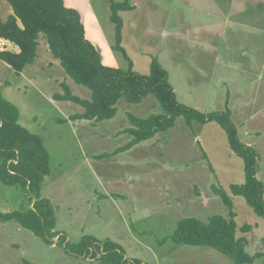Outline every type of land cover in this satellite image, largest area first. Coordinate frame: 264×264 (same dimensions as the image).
Here are the masks:
<instances>
[{
  "label": "rangeland",
  "instance_id": "obj_1",
  "mask_svg": "<svg viewBox=\"0 0 264 264\" xmlns=\"http://www.w3.org/2000/svg\"><path fill=\"white\" fill-rule=\"evenodd\" d=\"M112 1L132 6L118 11L121 46L129 60L114 48ZM64 2L80 12L86 38L104 64L126 69L131 61L133 70L148 74L155 58L168 72L179 102L202 112L229 110L241 140L256 151V176L264 183V0ZM11 13L9 3L0 0V17ZM2 49L17 47L0 39ZM62 83L72 94L90 99L91 91L74 82L52 56L43 34L34 61L20 74L0 61V97L18 108L19 123L41 137L49 154L41 194L53 206L55 230L66 241L77 243L86 235L111 241L146 264H234L215 249L177 244L169 237L177 219L229 218L231 209L214 192L219 188L232 199L245 251L264 253V219L230 192L231 184L245 180L243 162L217 123L187 122L180 116L168 130L121 150L131 140L124 131L132 126L129 115L163 112L155 98L147 95L140 103L119 99L110 119H74L71 115L83 108L54 99L64 92ZM26 197L0 182V212L32 206ZM244 225L250 230L241 231ZM59 235L46 245L15 220L0 222V264H103L98 256L68 253ZM125 262L134 264L129 258ZM245 264H264V254Z\"/></svg>",
  "mask_w": 264,
  "mask_h": 264
},
{
  "label": "trees",
  "instance_id": "obj_2",
  "mask_svg": "<svg viewBox=\"0 0 264 264\" xmlns=\"http://www.w3.org/2000/svg\"><path fill=\"white\" fill-rule=\"evenodd\" d=\"M6 1L12 13L5 20L0 17V39L12 43L17 50H0V61L20 74L26 65L34 61L38 38L43 34L52 56L60 62L65 73L91 91L90 99L80 98L62 83L64 92L54 95L56 100L71 101L83 108L82 112L71 115L74 119L96 122L110 119L116 114L119 99L140 103L147 95H152L163 112L146 118L129 115L132 126L124 131L131 135V140L121 150L168 130L180 116L187 122L217 123L224 130L231 151L243 162L245 180L240 184H231L230 192L243 197L252 210L264 219V183L256 176L257 154L253 146L241 140L229 110L202 112L179 102L169 82L168 72L155 58L150 62L148 74L133 70L131 61L126 69L104 64L96 47L85 36L80 12L67 6L64 0ZM131 7L126 1L110 3V20L115 24L114 48L128 60L126 50L121 46L123 22L118 11ZM49 172V154L41 137L23 127L19 123L18 108L0 97V182L22 190L28 203L32 204L24 210L0 212V222L15 220L46 245L53 244V238L59 235L55 230L54 208L49 199L41 194L42 182ZM214 192L231 209L230 217L215 214L206 222L196 217H184L176 223L170 239L177 244L210 247L229 256L234 264L252 263L264 253L250 256L245 251L244 237L238 235L231 197L223 189L215 188ZM240 230L245 232L250 228L244 225ZM66 240L64 234L59 235L58 242L70 254L98 256L103 264H126L123 248L117 243L101 242L87 235L77 243ZM106 258L113 259L107 261ZM131 261L145 264L137 259Z\"/></svg>",
  "mask_w": 264,
  "mask_h": 264
},
{
  "label": "crops",
  "instance_id": "obj_3",
  "mask_svg": "<svg viewBox=\"0 0 264 264\" xmlns=\"http://www.w3.org/2000/svg\"><path fill=\"white\" fill-rule=\"evenodd\" d=\"M245 2H247V0H245ZM208 31H210V30H208ZM206 33H208V32H206ZM85 36H86V33H85ZM1 40H3V39H1ZM4 41H5V40H4ZM126 128H127V127H126ZM157 134H158V133H157ZM157 134H156V135H157ZM129 141H130V140H129ZM129 141H128V142H129ZM144 141H145V140H144ZM128 142H127V143H128ZM141 142H143V141H141ZM127 143H126V144H127ZM139 143H140V142H139ZM139 143H137V144H139ZM249 144H250V143H249ZM124 145H125V144H124ZM135 145H136V144H135ZM133 146H134V145H133ZM133 146H132V147H133ZM130 148H131V147H130ZM175 219H176V218H175ZM178 220H179V219L176 220V223L178 222ZM175 225H176V224H175ZM170 234H171V233H170ZM170 234H169V235H170ZM131 237H132V239H133L135 242L140 243V244H143L142 242H140V239H139L135 234H132ZM123 251H124V258H125V259H126V258H127V259L129 258L130 261L133 260V259H139V258L134 257V256H130V257H129V256L125 253V250H124V249H123ZM139 260H140V259H139ZM140 262H141V263H144V262H142V261H140ZM145 264H146V263H145Z\"/></svg>",
  "mask_w": 264,
  "mask_h": 264
}]
</instances>
